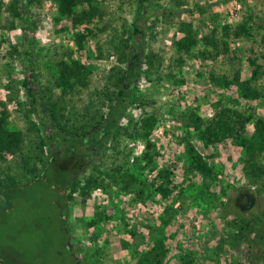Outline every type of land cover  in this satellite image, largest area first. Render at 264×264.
Segmentation results:
<instances>
[{
    "label": "rangeland",
    "instance_id": "374dc122",
    "mask_svg": "<svg viewBox=\"0 0 264 264\" xmlns=\"http://www.w3.org/2000/svg\"><path fill=\"white\" fill-rule=\"evenodd\" d=\"M174 1L151 0V6L148 4L139 22L143 37L133 36L129 40L132 46L135 41L140 42L143 53L152 49L163 59L161 74L148 77L145 74L148 66L141 56L139 68L133 72L132 88L139 102L129 105L125 114L126 119L132 116L134 120L151 113L157 115L158 121L150 133L151 141L161 153L157 167L141 169L139 165L143 161L134 163L133 159L144 151L145 143L126 135L114 147L108 142L94 160L101 169L127 164L126 167L146 182L151 195L144 200L132 192H113L109 196L98 188L85 203L74 196L69 202L64 235L55 222L51 224L55 191L42 180L32 184L31 177L28 176V180L23 177L18 186L20 190L12 192L10 197L0 193V251H4L13 264H92L89 255L96 250L99 264H135L138 253L149 247L153 235L163 237L170 264H264V192L256 193V187L245 181L239 163L241 148L228 139L205 147L193 136L195 147L208 156V162L217 173V179L209 182V191L202 193L200 177L184 170L187 157L178 142L184 129L180 114L186 109H195L203 119L215 112L214 104L223 90L210 81L211 74L231 76L234 69L240 68L242 75H247V57L261 61L264 0H179L183 4L176 9ZM9 2L3 0L0 11V109L5 103L8 127L22 132L25 152H37L36 147L43 138L42 155L51 157L58 152L61 156L63 148L53 136L56 126L42 103L49 100L48 103L56 105L58 120L63 114L70 123L82 120L83 109L97 99L104 77L117 63L113 43L130 34L136 0H93L103 16L89 24L93 33L86 37L81 49L76 48L73 34L83 31V25L74 28L67 18L56 20L58 13L53 0H42L40 5L33 6H26V0H21L24 20H15L14 28L8 27ZM167 8H172L171 14ZM247 18L250 36L226 37L227 50L220 43L214 48L201 39L216 29L217 39L222 40L223 25H233ZM183 21L192 24L199 41L190 53L178 56L174 42L183 35L178 30ZM13 46L17 51H12ZM67 49L91 74L87 87L62 93L53 83V59ZM202 50L206 53L201 54ZM30 58L33 59L32 72ZM122 66L129 70L125 64ZM24 76L30 79L36 98L34 112L29 110L31 98L21 85ZM10 81L13 86L8 88ZM262 82L263 79L259 81ZM16 89L21 105L9 98ZM254 107L263 113L259 101L243 100L238 104L240 109ZM39 117L46 126H41ZM32 122L41 131L32 128ZM248 127L250 131L252 124ZM20 161L16 154L4 152L0 159V178L8 173L19 181L23 175ZM168 163L175 164L172 183L183 188V192L178 194L177 188L168 197H162L154 190L155 175ZM91 169H86L81 176ZM26 180L27 184H23ZM97 207H104L110 218L86 229L85 222ZM166 210L170 219L163 225L160 217L168 213ZM47 213L49 218H45ZM244 224L248 226L243 230V238L233 241L234 232ZM122 240L127 241L128 246L123 247ZM64 241L68 250L63 247ZM184 253H189L190 257H185ZM189 258L188 263L185 259Z\"/></svg>",
    "mask_w": 264,
    "mask_h": 264
},
{
    "label": "trees",
    "instance_id": "16d2710c",
    "mask_svg": "<svg viewBox=\"0 0 264 264\" xmlns=\"http://www.w3.org/2000/svg\"><path fill=\"white\" fill-rule=\"evenodd\" d=\"M222 1L225 2L226 0ZM41 2L42 0H26V6L40 5ZM53 2L56 4L58 13L55 17L56 20L67 18L74 28L83 25V31L73 34L76 48H83L86 37L93 33V30L88 27L89 24L95 18L101 19L103 11L93 0H53ZM21 3V0H10L8 4L7 10L11 18L9 28L15 27V20H24ZM149 3H151V0H136V8L130 24V34L127 37H119L113 43L112 51L116 55L117 63L113 66L114 68L109 69L104 77V83L98 91L97 99L83 109V118L79 123H70V120L64 114L59 117V120L56 119V105L48 103L49 100L42 103L56 126L53 136L63 148L64 152L61 156L58 152H55L51 157H44L42 155L44 151L42 146L45 142L43 138L38 144L40 146L36 147L37 152L33 154L30 151L25 152L22 132L8 127L6 122L7 109L5 103H2L0 109V159L3 158L6 151L19 156L22 159L20 167L23 170V175L19 178V181L16 176L8 173L4 178H0V190H3L0 193L10 197L12 192L15 193V191L20 190L18 186L22 184L21 178L23 177L27 180L28 176L31 177L32 184L42 180L45 182L46 187L55 191V199L51 206L54 207L55 213L53 211L54 214L51 215L54 217L51 224L55 222V226H58L64 235L67 233L64 225L67 220L69 202L74 196L85 203L93 190L98 188L106 191L109 196L113 192H132L138 198L144 200L145 197L151 195L147 190L146 182L126 167L127 164L120 163L108 169H101L95 165L94 161L100 149L104 148L108 142L114 147L123 135L144 141V151L133 159L134 163L144 162L139 165L141 169L147 166L151 170L155 169L161 156L160 150L150 139L151 130L158 121L157 115L151 113L140 116L137 120H134L132 116L125 118L127 107L139 102L132 88L135 80L133 72H136L139 68L141 56L148 66L145 71L148 77L152 74H161L163 67V59L159 53L152 49L143 53V49L140 50L142 47L140 42L135 41L132 46L129 41L133 36L140 35L143 37L144 33L139 22L144 17ZM174 3V9L180 8L183 4L179 0H175ZM2 5L3 0H0V11ZM198 8L199 11H202V8ZM167 9L168 14H171L172 8ZM221 29L222 40L217 39L216 29L212 30L209 36L201 39L214 48L220 43L224 50H227L226 37L230 35L234 38L250 36V20L247 18L233 25L226 24ZM178 30L183 35L175 40L174 46L178 56H180L182 53H190L192 48L197 45L199 37L190 22H181ZM262 42L264 44V37ZM12 51H17V48L13 46ZM200 53L205 54L206 52L202 50ZM260 59L261 61H258L257 57H247L246 62L249 67L247 75H242V70L236 68L231 76L212 74L209 76L210 81L223 90L222 96L214 104L215 112L212 116L203 119L193 108H188L180 114V121L184 129L183 134L178 136V142L183 146L184 155L187 157V162L183 164V167L187 173L200 177L202 193L209 191V182L217 179V173L214 166L208 162V156L202 155L195 147L192 141L193 136L199 138L205 147L226 139L239 146L241 148L239 163L245 181L256 187V193L264 192V50L260 54ZM53 60L55 66L53 83L55 87L59 88L60 92L66 93L76 87L88 86L91 70L79 59L74 58L71 50H64ZM29 63L32 72V58H30ZM122 64L128 66L129 70L125 69ZM262 79L263 82L259 83ZM21 85L26 89V95L31 98L29 110L34 112L36 98L30 85V79L24 76ZM12 86V81H10L7 87ZM17 90H15V94L9 95V98L15 100L17 105H21L23 103L20 102L19 96L16 94ZM243 100L259 101L263 113L260 114L255 107L253 109L238 108V104ZM103 108H106V111ZM39 120L41 126H46L42 117H39ZM249 123L252 124L250 131L248 129ZM31 127L41 131L33 122ZM88 168H92L91 171L81 176ZM174 168V163H168L156 172L157 185H155L154 190L159 192L162 197H168L177 188L178 194L183 192V188L172 183L171 175ZM27 180L23 184H27ZM222 193H225V189H222ZM50 210H48V213ZM166 212H168L166 215L160 217L163 225H166L170 219L169 210H166ZM48 213L45 218L47 216L49 218L50 214ZM109 218L110 214L104 207H97L93 212V216L85 222V228L97 226L100 222ZM246 226L248 225L238 226L232 237L233 241L243 238V230ZM62 231L60 232L62 233ZM94 238H96V235H94ZM150 242L147 249L138 253L135 264H170L168 262V249L164 244L163 237L153 235ZM121 244L123 247L128 246V242L124 240L121 241ZM67 246V242L64 241L63 247L66 250L69 247ZM184 255L187 258L190 257L189 253H184ZM89 258L92 264H99V251L91 252ZM185 260L188 263L191 262L190 258ZM0 264H13L11 258L4 251H0Z\"/></svg>",
    "mask_w": 264,
    "mask_h": 264
}]
</instances>
